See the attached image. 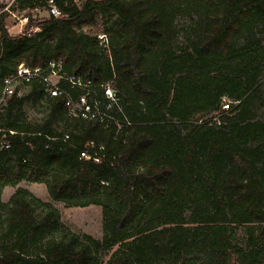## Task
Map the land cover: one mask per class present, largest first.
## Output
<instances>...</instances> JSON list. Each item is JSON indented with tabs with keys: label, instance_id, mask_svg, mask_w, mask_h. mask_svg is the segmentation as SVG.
Returning a JSON list of instances; mask_svg holds the SVG:
<instances>
[{
	"label": "trees",
	"instance_id": "trees-1",
	"mask_svg": "<svg viewBox=\"0 0 264 264\" xmlns=\"http://www.w3.org/2000/svg\"><path fill=\"white\" fill-rule=\"evenodd\" d=\"M18 1L22 10L43 8ZM59 6L57 19L28 13L27 29H40L29 38L11 36L0 15V95L20 65L42 78L60 62L62 74L89 83L88 104L110 119L72 118L63 97L38 79L25 84L48 116L32 127L22 120L23 98L5 102L0 192L43 184L67 207H100L104 237L68 232L49 204L17 188L0 264H99L115 247L105 264H264V0ZM98 8L114 17L106 46L79 30ZM109 83L115 104L103 95ZM59 87L73 100L84 94ZM225 102L233 103L227 112ZM87 143L102 148L100 163L79 160ZM52 232L58 240L47 238Z\"/></svg>",
	"mask_w": 264,
	"mask_h": 264
},
{
	"label": "rangeland",
	"instance_id": "rangeland-1",
	"mask_svg": "<svg viewBox=\"0 0 264 264\" xmlns=\"http://www.w3.org/2000/svg\"><path fill=\"white\" fill-rule=\"evenodd\" d=\"M22 4L18 0H0V15H3V24L11 36H16V26L17 18L19 19L22 10ZM31 16L37 17V19L47 18L46 13L43 8L38 9L37 12H30ZM114 21V17L109 15L104 17L102 15L101 8H98L92 18L86 20L81 26L80 31L88 35L101 36L105 30H111V24ZM104 35V34H103ZM180 43H183V40L180 39ZM181 46V45H180ZM9 89L12 90L13 94H16L18 98H23V116L22 120L25 124L32 127L41 126L43 121L48 116L46 107L44 105V99L40 94H32V89L27 85L23 84L21 81H13ZM3 90L0 95V116L3 115V107L5 102L9 99L10 96H5ZM12 94V95H13ZM11 95V96H12ZM213 115H208L205 118L211 117ZM3 122L0 119V128H2ZM54 128H57L58 132H62L63 129L59 128L56 124ZM70 131H65L69 133ZM1 137V141L3 140ZM12 157H6L4 162H11ZM17 188H23L27 190L33 198L38 199L44 204H49L55 212V215L59 219L60 224L68 232L77 234V235H87L94 240L101 241L104 237L103 227H102V214L100 207L97 206H86L83 208L76 207H67L65 204L60 202L53 201L47 191V188L43 184H30V183H21L15 188L6 187L0 192V248L8 242L4 236L5 230V212L7 211L6 205L9 202L10 197L15 192ZM33 214L36 219H40L44 215V211L39 205H33ZM241 231H238V236L242 239ZM59 233L52 232L47 234V238H53L58 240ZM7 246V245H6ZM116 247L113 248L106 254L97 256V261L99 264H105L114 254ZM233 257L229 258V264H233Z\"/></svg>",
	"mask_w": 264,
	"mask_h": 264
},
{
	"label": "built area",
	"instance_id": "built-area-1",
	"mask_svg": "<svg viewBox=\"0 0 264 264\" xmlns=\"http://www.w3.org/2000/svg\"><path fill=\"white\" fill-rule=\"evenodd\" d=\"M43 3V10L46 13L47 16L53 17V18H60L62 17V12L60 10L59 3H63L64 5L66 2L70 1L74 5H78L80 3H83L85 1H91V2H101L103 0H40ZM37 12L38 9L35 8L31 11L28 9H24L21 12V15L19 19L17 18V26L16 31L17 35L24 36L26 38L31 37L34 34L40 33V29L37 26H30L27 29L28 24V13L30 12ZM98 40L101 41V43L106 46L107 45V38L105 35H101L97 37ZM61 63L60 62H53L49 66V72L45 77L40 76V73L38 70H30L22 65L18 67L17 74L15 78H9L5 80V85L8 86L6 88L5 96H11L13 94L12 90L9 89L10 84L13 81H21L23 84H28L34 79H38L41 84L45 88V92L48 93L51 97H63L65 102L64 105L66 107L67 113L72 118H81L84 120H87L89 117H92L96 114V117L100 119L101 122L108 121L110 118L104 114H100L96 110V104H92L91 106L88 104V94L86 93V90L89 87L88 82H84L80 77L76 76H66L61 73ZM60 82H63L70 86L71 89H79L84 91V94L80 95L76 100H73L66 91L62 90L59 87ZM103 90V95L107 102L110 104H115L117 101L116 98V92L113 89V85L111 83L106 84L105 86H101ZM233 103L231 102H225L221 106V110L227 112L229 110V107ZM235 104V103H234ZM92 109L94 112H92ZM68 140V135L63 136L62 141L66 142ZM5 148L8 147V145H5ZM98 151H101L102 148H97ZM98 151L94 150L93 143H87L82 150L79 151V160L82 161H91L93 163H100L101 156L98 154Z\"/></svg>",
	"mask_w": 264,
	"mask_h": 264
}]
</instances>
